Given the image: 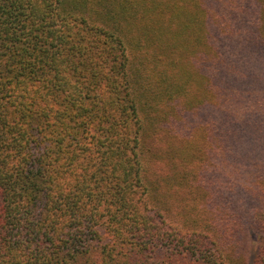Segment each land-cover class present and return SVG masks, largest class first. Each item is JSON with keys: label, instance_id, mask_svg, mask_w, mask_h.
<instances>
[{"label": "trees", "instance_id": "obj_1", "mask_svg": "<svg viewBox=\"0 0 264 264\" xmlns=\"http://www.w3.org/2000/svg\"><path fill=\"white\" fill-rule=\"evenodd\" d=\"M106 1L0 0V264H177V258L182 264H264V194L251 216L239 206L251 208L250 199L222 195L223 207L234 212H209L202 230L190 229L194 220L177 226L154 208L169 211L173 201L165 169L143 165L144 117L154 98L179 105L188 85L165 90L157 75L150 87L151 71L135 59L141 48L129 51L131 42L121 40L129 32L119 14L130 15L132 0ZM145 1L171 16L174 31L161 32L171 43L163 49L147 31L145 49L152 45L155 56L181 59L180 45L190 35L193 52L208 46L202 37L208 23L195 0ZM187 139L199 148L208 144L200 128ZM169 169L182 174L179 193L193 188L204 201L189 168L176 162ZM249 220L262 234L256 246L236 242Z\"/></svg>", "mask_w": 264, "mask_h": 264}, {"label": "rangeland", "instance_id": "obj_2", "mask_svg": "<svg viewBox=\"0 0 264 264\" xmlns=\"http://www.w3.org/2000/svg\"><path fill=\"white\" fill-rule=\"evenodd\" d=\"M174 3L179 4V1ZM247 4L250 7L245 10ZM131 5L130 15L124 17L119 14V19L125 22L117 21L123 30L129 32L127 35L122 34L121 39L131 42L129 51H133L132 45L141 48L135 53V59L143 66L133 62L134 66L151 71L150 87L157 75L165 90L171 85L180 89L182 85H188L187 95L180 103H186L183 108L180 104L174 107V99L167 102L173 105L167 106L154 98L153 110L146 112L148 119L143 116L144 132L139 136L143 165L149 168L158 163L165 169L173 201L172 211H167L166 205H154V208L165 210L170 222H179L177 226H187L194 220L195 226L190 229L202 230L208 227L204 217L209 212H222L225 215L234 212L224 208L219 200L222 195H227L250 199L251 208L248 209L246 204L244 207V203L239 206L240 212L249 210L248 215L251 216L253 211L261 208L259 200L264 194V182L258 180V177L264 178V0H195V5L204 10V19L208 23V29L205 28L202 34L208 46L193 52L192 35L183 38V45H180L181 59L179 56L172 59L155 56L156 51L152 50L154 46L145 49L142 45L144 42L146 44V32L152 31L151 43L156 42L162 49L164 42L170 46V41L166 42L161 32H166L167 36L173 34L171 16L157 14L154 5L145 0H132ZM119 10L121 12V7ZM145 10H148L147 14ZM149 11L155 14L151 15ZM132 18L136 21H132ZM202 22L201 18L199 23ZM138 24L140 32L137 30ZM154 27L159 28L158 31H154ZM237 36L240 37L239 42ZM217 37L224 43L225 51L217 49ZM146 81L148 83V78ZM202 100L206 102L200 103ZM208 103L210 107L202 108ZM219 119H222V123L218 127L214 126ZM143 125L141 122V127ZM198 128L202 130L204 140L208 141L204 148H199L196 141L187 139L194 136ZM222 137L227 138L226 144ZM176 162L183 170L189 168L192 171L189 180L192 184L198 183L197 188L200 187V196H203L204 201L192 194L193 188L192 191L183 188V193L178 192L177 185L182 181V174V178L174 176L169 169ZM201 170L207 175L203 176ZM208 180L214 183V188L220 189L219 196L208 187ZM172 212H178L180 217L175 219L171 216ZM217 228L221 231L219 225ZM261 238V232L249 220L236 242L256 246ZM183 261L177 258V264ZM246 264H250L249 260H246Z\"/></svg>", "mask_w": 264, "mask_h": 264}]
</instances>
